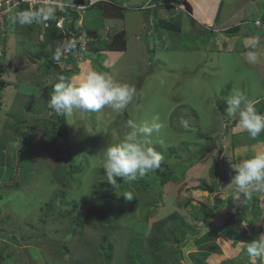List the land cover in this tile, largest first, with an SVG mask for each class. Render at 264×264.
I'll list each match as a JSON object with an SVG mask.
<instances>
[{"label": "rangeland", "instance_id": "374dc122", "mask_svg": "<svg viewBox=\"0 0 264 264\" xmlns=\"http://www.w3.org/2000/svg\"><path fill=\"white\" fill-rule=\"evenodd\" d=\"M177 1L169 6L160 2L150 20V10L137 7L148 0L130 6L119 2L124 8L120 16L107 14L100 7L103 3L89 8L79 17L89 26L97 20L90 12L96 8L105 17L125 18L126 30L123 26L120 30L127 34L128 49L109 50L110 56L89 50L68 82L60 79L66 74L47 67L46 54L40 50L60 55L63 40L43 37L51 43L38 48L34 33L42 28L36 15L12 10L5 23L0 22V50L6 48L0 64L8 66L0 77L6 84L0 83V264H97L106 253L98 246L108 241L115 245L111 264H131L127 259L131 237L146 238L154 221L175 212L184 224L179 228L181 223L171 222L165 227L166 261L210 264L199 263L197 256L213 245L220 248L217 242L223 240L206 236L207 246L194 245L211 228L197 219L201 205L212 207L216 195L198 188L201 181L220 179V191L235 203L237 173L253 167L264 173L260 155L264 123L259 118L253 128L252 119V110L264 104V35L253 34L247 26L257 21L264 29V0H212L213 10L221 6L218 19L216 12L208 16L212 12L206 0H190L196 20L179 9ZM160 18H176L182 29L158 26ZM236 25L239 31H226ZM118 28L114 26L111 34ZM25 45L33 49L28 51ZM246 47L253 51H243ZM94 72L93 83L83 84L82 76ZM57 97L61 123L69 133L53 141L44 129L53 124L48 121L52 114L48 104ZM247 111L253 116L239 120L236 127L227 123V117L238 118ZM17 126L33 134L27 167L19 151L27 141L22 142ZM168 167L180 181L162 182ZM220 167L223 177L215 173ZM263 181L254 183L252 192H242L251 204L264 203ZM229 202H218L219 214L212 222L222 221L230 209L231 214L240 211L239 202L231 208ZM148 212L150 218L144 221ZM75 217L84 228L71 232ZM100 224L117 225L118 233L112 235ZM184 227L201 232L188 237L192 246L180 249L175 240ZM260 237L256 243L262 242ZM231 245L240 253L223 264H252L251 247L256 250L257 245H251V251H245L247 243ZM176 248L182 250L181 259Z\"/></svg>", "mask_w": 264, "mask_h": 264}, {"label": "trees", "instance_id": "16d2710c", "mask_svg": "<svg viewBox=\"0 0 264 264\" xmlns=\"http://www.w3.org/2000/svg\"><path fill=\"white\" fill-rule=\"evenodd\" d=\"M156 2H158V5L160 6L159 1L156 0ZM147 8L149 9V7H147ZM147 8H144V9H147ZM106 13L109 14V12H107V11H106ZM123 13H124L123 7H118L116 5L114 6V10H112L113 15H119L120 16V15H123ZM220 13H221V6L218 8V12L216 15L217 19L219 18ZM173 19H175V21L167 19V18H160L157 21L158 22L157 25L161 26L163 28H166L169 31L180 32V30L182 29L179 26L181 24V22L176 21V18H173ZM247 26H248V24H247ZM240 29H241L240 25H236L232 28H229L226 31L231 33V32H235V31L237 32ZM209 31H211L209 33L213 32L212 29L211 30L209 29ZM223 32H225V31H223ZM227 32H225V33H227ZM55 33H54V35H56V36H60V37L65 36L66 38H70L67 40V43H70L71 38H72L70 34L64 35L62 33V31H60L58 29H57V31H55ZM220 33H222V32H220ZM88 34L90 37L96 38V40H94L93 42L91 41L92 43H90L88 45V49H87L88 51L89 50H106V49L107 50L124 51L127 49V34L124 30H121L119 32L111 34L109 37L100 36V34L97 32V30H90ZM77 35H80V33H77ZM246 50L247 51L248 50L253 51V49L251 50V48H248V47H246V49L243 51H246ZM76 68H78V67H76ZM55 70L60 71V73L62 75L66 74L64 77L60 76L61 80L64 79L67 82L69 81V78H70L69 74L71 71H66V70L60 69V67L55 68ZM0 83H3L2 80L0 81ZM3 85H5V83H3ZM3 85H1V86L3 87ZM57 106H61V108H62L61 100L59 99V97H57L53 103L48 104V107H49L48 110L52 112L51 117L48 119V121L52 120L53 124L51 125V128H47L45 126V129H44L45 134L47 136H49L50 138H52L53 141H57V137L67 136L69 133L68 128L63 123H61L63 119L58 113L59 108ZM253 113H254V116L251 115L249 111H247L246 114L245 113L239 114L241 116H239V119H237V120H235L236 117H234V116L233 117H227L226 120L230 126H234V124H236V123L238 124V120L244 121L245 118L247 119L248 116L250 117V115H251V116H253L252 119L254 120L253 128H256V127H258V125H256V122H258V119H259L257 116H263L264 115V104H260V106H258V108L253 110ZM255 114H257L256 117H255ZM55 118L57 119V121ZM16 122H18V120H16ZM263 123H264V121H263ZM16 131H17V133L21 134L22 142L27 141V144H23L19 148V151L21 152V155H22V159H21L22 164H24L27 167L31 162L29 159L28 153L29 154L32 153V150H33V144L31 143L32 142L31 139L33 137V134H31L29 131H22L19 126L16 127ZM223 135H224V133H223ZM223 164L226 165L227 163H223ZM168 169L170 170L171 167H168ZM260 169H261L260 167L257 169H255L253 167L251 170L239 171L237 173L236 182H237V187L239 188V191L241 189L244 193L249 192V190L252 192L251 187L253 186V184L256 183L257 181H259L260 179H264V173H262V170H260ZM234 170H235V167H234ZM258 170H260V171H258ZM215 171H217V172H215L217 175H219L220 177H223L221 167L216 169ZM177 181H180V180L178 179V177L174 176L173 171L170 170L169 172L164 174V178H163L162 182L164 184H166L168 182L173 183V182H177ZM221 183H222V181L220 179L218 181H212L210 183L206 180H202L201 184L199 185L198 188L202 189V191H204V193L209 195V194H213V193H216L217 191L222 190L221 187L223 185H221ZM262 183H264V181ZM215 184H216V186H215ZM58 193L59 192H56V194H58ZM179 193H180V190H178V192L175 191L174 196L177 197L179 195ZM161 198H163L162 194H161ZM189 202H190V199L186 200L185 204L187 205ZM218 202H219V200H216L213 207H208L206 202H203L201 205V208L199 211L201 213V216H203V219H201V216L200 217L197 216V219L200 218V220L204 221V224L207 223L208 224L207 227H210L211 219L214 218L216 216V214H219V213H217L218 211L216 212V206H218ZM51 206H52V202L50 201L48 203V207L51 208ZM149 212L146 214V216H144V221H146L150 218L149 216L151 215V213H149ZM63 215H65V214H63ZM181 217L182 216L180 215L179 212H175V213H172V214H170V215H168L162 219L154 221L151 225V228H150L151 233L146 238H144V237L142 238L139 235H133V237H131V240L129 242V251L127 254V259L129 261V263H131V264H169L168 261H166V259L162 255V251L164 250V248L167 244V235H166L165 227L167 225H169L171 222H175V223H181V225L179 227V228H181L182 224H184V222H181V221L179 222ZM251 221H252V219H251ZM221 224H222V221H221ZM100 226L104 230H106L107 232L111 233L112 235H114V233H112V232H116V230L118 228L117 225L112 226V224H107V225L100 224ZM70 227H72L71 232L78 230V229H83L84 223L80 220L79 217H75V220L71 223ZM254 228H255V226L252 227V230H254ZM190 229L191 228H189V227H186V229L184 227L183 229H181L182 233H181V235H179V238L176 237L175 241L178 242L180 249H181V246L186 247L188 245V242H189L188 237L189 236L192 237L194 235H197L198 231L192 232ZM222 229H223V232L226 234L230 233L231 231L234 230L233 227H229L226 225L225 226L223 225ZM116 233H118V231ZM143 240L146 241V243L149 245V247L146 246V244L144 243ZM114 246L115 245L112 241L102 243L98 246L99 248L106 250V253H105V256L102 257L98 261L97 264H111V260L113 258L114 250H115ZM148 248L150 249V251H148ZM66 250L67 251L69 250L68 247H66ZM175 252L177 253L178 258L181 259L182 258V250L180 251L179 249L176 248Z\"/></svg>", "mask_w": 264, "mask_h": 264}, {"label": "crops", "instance_id": "0c3cea01", "mask_svg": "<svg viewBox=\"0 0 264 264\" xmlns=\"http://www.w3.org/2000/svg\"><path fill=\"white\" fill-rule=\"evenodd\" d=\"M116 1H118V4L116 3ZM116 1L108 0L107 3H104L100 7H103L104 10L109 12V15H113L112 10H114L115 5L119 7V2L122 3L123 5L130 6V4H133V3H138V2L141 3L143 0H130V2H128L129 0H124V1L116 0ZM149 1L150 0H148V2L146 4H141L140 6H137V7H142V5H145L146 8L147 7L150 8V9L147 8L148 10H150L147 19H150L151 17L153 18V16H151L150 12L153 13L152 9H154V7L156 5H158V2H156V0H151L150 2ZM206 1L208 3V6H209L208 10H210L213 13L212 14V13L208 12V16L213 17L216 11L213 10V8H212V4H211L212 0H206ZM191 2H193V1H191ZM93 11L95 12L96 19H97L95 24L93 26H89V24L88 25L85 24V25L88 26V28L91 30L99 31L100 36L111 34V31L114 28V26L119 27L118 29H115L116 30L115 33L121 31L120 28L122 26L126 30L125 18L122 20V19H118V18H112L110 16L105 17V15L103 13L102 14L99 13L102 11L98 8L93 9L90 12H93ZM51 13L52 12L49 11L47 8H43L39 13L40 15H36L37 23H39V25L42 28L41 30L39 29V31H38L39 33L33 32L35 39L37 41H40L39 46H41V42L45 45H48L51 43V39L61 38L60 36H56V35H52L50 37V34L53 32H51L49 29L45 30L47 18H50V17H48V14H51ZM43 19H44V24H43ZM76 24L82 25L83 23L81 21H78V22H76ZM111 26H112V28H110ZM24 28H27V25ZM23 30H25V29H23ZM43 37H50L51 39L50 40L48 39V42H46V41L44 42L42 39ZM127 49H128V47H127ZM102 51H103V55L110 56L109 50H100V52H102ZM122 52H124V51H122ZM116 53H118V52H114L112 54H116ZM50 55H52V54H50ZM97 61H99V60H97ZM91 68H90V70H91ZM86 75L82 76L86 80L83 84L90 85V83H93L97 74H96V72H94L91 75H88V76H86ZM260 155L261 156L264 155V152H262ZM262 158H264V157L262 156ZM237 190L239 191V188H237ZM232 191H235V188ZM242 192L243 191L240 189V191L237 194H235V196L236 195L239 196L238 198L240 200L239 199L236 200L235 203H232L230 200V202L228 203L229 207L231 208L233 205H235L236 203L239 202L240 207L238 206V208H240V211L237 212V210H234L231 214V209H230V215L225 213V216H224L225 218H223L222 224L219 223L221 221H219V222L213 221L211 223V225H212L211 228L208 230H205L203 235H201L195 241L196 244L193 243L195 246H199L200 248H202L203 246H207L210 243L207 240L206 236H209V240H213L216 236L218 238L221 237L223 240V242H219L217 240L218 241L217 243H218L220 248H218L217 245H213V247H209L208 249L205 248L206 250H201L202 252L205 253V255L197 256V258L200 260L199 263H204V262H208L210 264L226 263L229 259H232V258L238 256L240 253V251L239 252L236 251L237 249L233 248V246L231 244L234 243V245H235L236 243L241 242V243H247V247H246L245 251H251L249 249V247H251V245H254V246L257 245L258 248L256 250L251 247V249L253 250L252 252L254 254V256L252 255V261L251 262H252V264H264V222H262V221H264L263 220L264 215L262 214V212L264 211V203L259 205V206H255L256 202L253 201V203L251 204L249 202V199L246 198ZM262 197H263V195H262ZM263 200H264V197H263ZM252 206H253V209H251ZM238 215L240 216V219H239ZM253 218L255 219V225H253V223L251 221V219H253ZM223 225L233 227L234 230L231 231L230 233L226 234L223 232V229H222ZM253 226H255L254 231L252 230ZM251 234H252V236H251ZM258 234H260V236H261L260 238L262 240V242H260V243L255 242V239H258ZM234 235H238L241 237H234ZM232 238H234V239H232ZM225 243H226V245H224ZM190 246H192V245H190ZM218 260H220V262Z\"/></svg>", "mask_w": 264, "mask_h": 264}, {"label": "bare ground", "instance_id": "6f19581e", "mask_svg": "<svg viewBox=\"0 0 264 264\" xmlns=\"http://www.w3.org/2000/svg\"><path fill=\"white\" fill-rule=\"evenodd\" d=\"M108 0H40L39 4H37L33 9H30V7L27 4H16L15 9L17 11L21 10L25 13H30L33 15H40V11L43 8H47L49 11H51V14H48L49 23H48V29L51 32H54V30H57V25L61 24L62 22L66 23L67 25L71 26L73 30L66 31L67 28L58 29L62 31L64 35L70 34L71 39H73L76 42V45L78 47V50H76L74 53L68 54L66 52L67 46L65 45L67 43V40L70 38H66L65 36L61 37L63 42L61 44L62 48V54L60 55H45L46 62H48L47 67H52V69L59 68L66 70V71H73L76 67L79 66V63L83 61L87 57L88 53V45L92 43L94 40H96L95 37L89 36V29L85 26L83 23L76 24L78 20L80 21L79 17H83L89 8L98 5V4H104L107 3ZM141 8H146L145 5H142ZM60 20L62 22L55 23L53 21ZM150 20V19H148ZM250 22H247L249 25ZM47 28V25H46ZM252 31V30H251ZM77 33H80V35H77ZM253 33V31H252ZM254 34V33H253ZM105 37H109L105 35ZM92 41V42H91ZM6 48H1L0 50V57L2 56V51L6 53ZM100 51V50H99ZM61 53V52H60ZM8 67V66H7ZM1 88V87H0ZM260 118V120L264 121V115L263 116H257ZM257 206V205H256Z\"/></svg>", "mask_w": 264, "mask_h": 264}, {"label": "clouds", "instance_id": "9594fccd", "mask_svg": "<svg viewBox=\"0 0 264 264\" xmlns=\"http://www.w3.org/2000/svg\"><path fill=\"white\" fill-rule=\"evenodd\" d=\"M159 2H162V4H164L163 2H167V5L169 6V5H172V4H174L175 2H176V0H158ZM185 1L186 2H189L191 5H192V7H193V13H190V12H188L187 10H186V7H185V5H184V3H185ZM177 2H180L181 4L178 6L179 7V9L180 8H182V9H184V11H186L188 14H189V16L193 19V20H196V14H195V8H194V5H193V3L190 1V0H178ZM14 10H16V9H14ZM217 12H218V10H217ZM216 12V13H217ZM24 12L22 11L21 12V10H19L18 11V14L19 15H21V14H23ZM59 20H57V21H53L54 23H55V25L57 24V22H58ZM250 22H254L255 24H256V26L257 27H259L260 26V22H257V21H250ZM5 23V20H4V22L2 23V25ZM49 23V18H47V22H46V25ZM48 26L49 25H47V28H45V30H48ZM249 27V26H248ZM62 28H67V30L66 31H69V30H73L72 29V27L71 26H69V25H67L66 23H64V22H62V26H59V25H57V29H62ZM260 28V27H259ZM250 29V28H249ZM24 31H26V30H24ZM29 31V30H28ZM54 31H57V30H54ZM31 33H28L27 35H30ZM51 35H54V32L53 33H51L50 34V36ZM4 43H6V42H4ZM23 43V42H22ZM25 44V43H24ZM43 45V43L41 44V46ZM66 46H67V49H70L71 50V52H72V49H74L75 47H77V45H76V42L74 41V40H72L71 39V41H70V43H66L65 44ZM75 45V46H74ZM41 46H39L38 48H40ZM74 46V47H73ZM25 47H26V45H25ZM27 49H28V51H30L31 49H33V48H29V47H26ZM40 50H42L46 55H49V54H52L51 53V51H49V50H44L43 48H41ZM107 50V49H106ZM66 52L68 53V54H70L67 50H66ZM6 56V55H5ZM47 58V57H46ZM3 63H1L0 64V77L4 74V72L6 71V69H7V64H5V67L3 68V65H2ZM16 64H17V62H16ZM16 64H15V67H16ZM15 79H17L16 78V76H15ZM2 79H0V81H1ZM5 86H6V84H5ZM252 112H253V110H252ZM255 115H257V114H255ZM237 116H239V115H237ZM237 119H239V117L237 118H235V120H237ZM238 122H239V120H238ZM234 126L236 127L237 126V123L236 124H234ZM234 126H232V127H234ZM235 169H237V165H236V168ZM221 191H217L216 192V195L214 196V201H216V200H219V202H222L224 199H225V202L227 201H230V200H232V198L231 197H229V195H228V193L227 194H225L224 192H221V193H223V197L222 198H217V195H218V193H220ZM238 192H235L234 191V194L233 195H235V194H237ZM235 197V196H234ZM237 197V196H236ZM215 203V202H214ZM213 206H214V204H213ZM212 206V207H213ZM217 215V214H216ZM212 220H213V218L211 219V223H212ZM201 223H203L202 225H204V221H201ZM212 225H210V227H211ZM201 227V226H200ZM200 227L198 228V229H200ZM254 231V230H253ZM198 232H201V230H199Z\"/></svg>", "mask_w": 264, "mask_h": 264}, {"label": "built area", "instance_id": "2783aa9c", "mask_svg": "<svg viewBox=\"0 0 264 264\" xmlns=\"http://www.w3.org/2000/svg\"><path fill=\"white\" fill-rule=\"evenodd\" d=\"M40 0H0V22H4L5 16L12 10L15 9L16 4L20 3L27 4L30 9H33L37 4H39ZM44 1V0H43ZM95 1V0H92ZM62 21H58L57 23H60ZM59 26H62V23L59 24ZM75 46V45H74ZM76 50H78V47H75L72 49V53H74ZM69 53H71L70 49H67Z\"/></svg>", "mask_w": 264, "mask_h": 264}, {"label": "water", "instance_id": "95a60500", "mask_svg": "<svg viewBox=\"0 0 264 264\" xmlns=\"http://www.w3.org/2000/svg\"><path fill=\"white\" fill-rule=\"evenodd\" d=\"M184 5H185L186 10L188 12L193 13V7L189 2L185 1ZM248 26H249L250 30H252L255 35L261 36L264 34V29L257 27L254 22H250ZM222 197H223V193H221V192L218 193L217 198H222Z\"/></svg>", "mask_w": 264, "mask_h": 264}]
</instances>
